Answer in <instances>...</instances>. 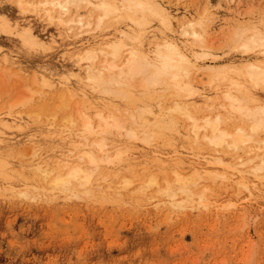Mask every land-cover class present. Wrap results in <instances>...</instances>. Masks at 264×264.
<instances>
[{
  "label": "rangeland",
  "instance_id": "1",
  "mask_svg": "<svg viewBox=\"0 0 264 264\" xmlns=\"http://www.w3.org/2000/svg\"><path fill=\"white\" fill-rule=\"evenodd\" d=\"M157 1L172 16L171 30L163 29L165 34L184 48L192 47L189 37L180 30L181 21L202 18L197 30L203 34L217 65L228 66V75L241 69L246 59L260 58L243 53L232 41V34L237 29L264 30V0ZM19 12L14 0H0V15L11 24L17 23L19 29L31 27L38 41V45L28 46L16 34H0V74H4L0 76V264H264L261 182L252 187L250 199L238 195L234 188L210 184L206 195L212 202L234 204L210 211L189 204L180 211H172L166 198L153 189L138 192L150 171L156 173L160 182L172 179L170 171L159 173L160 160L156 162V157L161 152L177 153L187 165L194 161L207 163V151L202 154L193 149L195 146L179 117L150 144H125L123 137L112 136L109 143L121 140L112 151L121 148L128 150V154L112 170H100V175H108L107 182H100L114 189L119 183L112 178L113 173L121 169L120 174L133 179L128 189L122 191V197L99 199L82 194L76 198L49 188L34 169L38 160L58 169L60 159H77L79 150L68 134L79 127H68L62 121L63 115L73 112L76 104L89 107L90 115L99 110L123 118L145 104L168 108L175 97L168 90L143 92L138 77L127 88L130 98L87 84L88 64H76L69 56V47L78 50L80 44L92 47L102 37L111 38L115 23L87 32L89 28L95 29L94 16L81 7L75 13L92 25L80 34L75 30L66 36L56 21L49 23L36 13ZM158 27L154 22L152 29ZM4 58L6 63H2ZM211 58L205 59L207 63ZM211 72L208 70V74ZM64 85L77 96L71 99V108L59 111L50 120L46 113L57 105ZM214 85L207 84L206 95L217 103L221 91H215ZM251 89L264 102V89ZM64 96L69 98L67 93ZM192 98L187 99L195 114L208 110L202 103H193ZM255 150V154L262 152ZM248 155L242 158L246 168L252 163ZM124 163L130 165L132 173L124 171ZM96 178L97 175L93 177L94 187Z\"/></svg>",
  "mask_w": 264,
  "mask_h": 264
},
{
  "label": "bare ground",
  "instance_id": "2",
  "mask_svg": "<svg viewBox=\"0 0 264 264\" xmlns=\"http://www.w3.org/2000/svg\"><path fill=\"white\" fill-rule=\"evenodd\" d=\"M14 2L19 14L36 13L49 23L56 21L66 36H70L75 30L80 34L92 22H95V29L89 28L87 32L99 31L109 22L115 23L116 28L111 38L102 37L92 47L83 44H80L81 48L78 50L69 47V56L76 64H88L85 79L93 89L130 98L127 88L138 77L139 87L143 92L151 89L168 90L175 97L168 108H154L145 104L123 118L99 110L90 115L89 107L76 104L73 112L63 115L62 121L68 127H79L68 134L79 150L77 159H60L56 165L58 169L42 165L38 160L34 169L50 189L76 198H80L82 194L99 199L122 197V191L128 189L133 179L124 173L120 174L122 170L117 168L112 178L119 185L111 189L110 184H103L107 182L108 175H100V170H112L114 166L124 162L123 158L128 154V150L121 148L112 151L121 142L112 140L109 143L112 136L118 135L120 139L123 137L125 144L134 141L150 144L166 127L171 126V121L176 117L183 120L184 129L190 135L189 141L195 146L193 149L199 153L207 151V163L194 161L187 165L184 164L185 161L179 160L177 153L161 152L156 157V162L160 160L159 173L170 171L172 179L160 182L156 173L150 171L140 183L142 185L138 192L153 189L156 194L166 198L172 211H180L187 204L210 211L211 208L234 205L229 202H212L211 197L206 195L210 184L234 188L238 195L243 194L246 199L251 198L252 187H256L258 182L264 184V102L251 89H264V30L245 28L237 29L232 34V41L243 53H253L260 58L246 59L241 69L228 75V66L217 65L216 57L205 45L203 34L197 30L201 27L202 18L181 21L180 30L189 37L192 47L184 48L165 34L163 29L171 30L172 16L163 3L157 0ZM81 7L90 16H94L92 22L76 14ZM154 22L158 23L157 30L152 29ZM1 33L16 34L28 46L38 45L31 27L19 29L17 23L11 24L2 15ZM208 57H212V61L207 63L205 59ZM2 63H6V58ZM0 66L2 67L1 64ZM208 70L212 72L208 74ZM3 75L0 74L2 77ZM212 83H215V91H221L218 92L220 96L217 103L206 95L207 84ZM60 93L57 105L46 113L49 118H55L59 111L71 108V99L77 96L67 85L62 87ZM66 93L69 98L64 96ZM192 96L195 100L193 103H202L208 110L195 114L187 99ZM39 113L40 110L36 114ZM255 148L262 149V152L255 154ZM253 151L254 155L250 157ZM247 154L252 163L246 168L247 163L242 158ZM125 170L132 173L128 163H124ZM95 175L97 185L94 187ZM101 179L103 182H100Z\"/></svg>",
  "mask_w": 264,
  "mask_h": 264
}]
</instances>
